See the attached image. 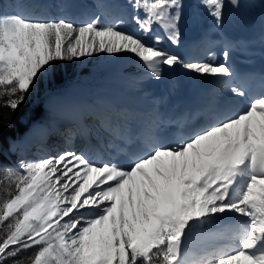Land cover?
<instances>
[{
  "label": "snow or ice",
  "instance_id": "6c2138e0",
  "mask_svg": "<svg viewBox=\"0 0 264 264\" xmlns=\"http://www.w3.org/2000/svg\"><path fill=\"white\" fill-rule=\"evenodd\" d=\"M201 2L217 28L239 6ZM128 4L142 34L121 27L123 10L102 22L106 3L83 23L67 15L0 13V123L3 110L16 112L60 64L100 55L131 54L155 80L164 66L236 78L227 48L215 63L186 61L162 46L165 38L180 44L183 0ZM227 86L249 103L233 113L210 108L203 126L174 141L162 134L170 121L157 113L136 132L126 109L72 107V137L96 126L123 144H108L109 159L84 149L21 160L18 168L0 165V264H264V92L250 96L243 86ZM214 224L222 225L216 233L222 243L190 260L188 247Z\"/></svg>",
  "mask_w": 264,
  "mask_h": 264
},
{
  "label": "rangeland",
  "instance_id": "374dc122",
  "mask_svg": "<svg viewBox=\"0 0 264 264\" xmlns=\"http://www.w3.org/2000/svg\"><path fill=\"white\" fill-rule=\"evenodd\" d=\"M2 1L3 3H6L4 2V0H0V3L2 5ZM6 1L7 3H9V0ZM16 1L12 0L13 3H16ZM19 1L29 2V0ZM102 1L103 0H83V2H85L86 4L88 3L87 11L89 13H92L93 11L99 9L98 6L103 3ZM96 2L97 4H95ZM60 4V0H52L50 3L51 6L49 7V9H47V12H43V9L38 12L33 6L31 9L32 12L30 14L25 15H32V13H34V15H64V13H66V10L64 11V9L60 8ZM57 8V12H54V9ZM114 10V12H119V10L121 9ZM11 13L15 14L17 12L14 11ZM88 16L89 15H85L86 18H82L79 23H83ZM92 59H98V62L102 63L101 65L105 76L104 81H102V85H100L99 89L103 91V94L99 97H96L94 93V85L92 86V84H89L91 77L95 76V73H93L91 70L93 66L91 63L87 67L88 72H86V74L84 75L83 83L73 84L72 86L67 87L62 91L50 93V95L48 94V98L50 97V99L44 105L43 115L37 119L36 123L33 125V127L29 129V131H27L26 135L24 134L25 136H21V138L13 145L14 147H12V150L16 151L18 154V160L36 161L48 156H55L58 153L64 152L66 150L79 151L80 147L76 146V142L79 141L77 135H75L74 137L71 136V132L76 130L74 127V123L72 121L66 124L61 123L62 120L66 119L63 118V116L65 115H63L62 113H58L56 110L50 109L51 107H47L50 104H54V102H57V99L59 98L54 97L56 95L62 94L58 97L66 95L72 98V101L70 100V102L74 101V103H72V105L66 110V112L69 114H71L72 107L113 108V106L117 102H122L123 105L127 107L126 110L131 108L132 105H134L138 110L146 111L145 113L147 114V116L153 113L154 107L158 102L150 104L147 102L152 100L150 97L152 96L150 94V90H152V88L154 87V82H157L159 80L149 78L146 73V69L139 61L136 60L134 56H132L131 54H124L122 56L100 55L93 57ZM188 61L196 62L203 60L200 56H197L196 59L194 58ZM177 68L183 70V72L194 74L192 76H198V74L189 72L183 69L182 67ZM172 73H174V71L171 72V74ZM168 80L171 81V85L175 84V79L172 76H168L165 80L162 81L164 83H167L166 81ZM161 92L162 91H158L157 94H161ZM89 102H92V104H90ZM140 105H145L146 107H143L145 109H141ZM132 114L134 116V119L129 122L130 125H133L135 123L139 124V121H141V116H138L139 114L136 112H133ZM99 128L100 127L94 126L90 136L94 137V133H96V130ZM64 142H69V144L65 146L63 144ZM217 227V225H212L206 228L204 232H209L210 230V232H212V230L214 231ZM214 237L215 239H218L216 234ZM205 252L207 251H203L198 258L194 259V261L198 260Z\"/></svg>",
  "mask_w": 264,
  "mask_h": 264
},
{
  "label": "trees",
  "instance_id": "16d2710c",
  "mask_svg": "<svg viewBox=\"0 0 264 264\" xmlns=\"http://www.w3.org/2000/svg\"><path fill=\"white\" fill-rule=\"evenodd\" d=\"M91 59L60 64L59 70L54 76L41 78L35 90L30 93L25 103L16 112L13 113L8 109L3 110L6 119L0 123V165L18 168L17 153L12 151L13 144L43 115V105L48 94L62 91L72 83L83 82L90 63L93 65L91 70L95 73L90 81L97 87L99 86V83L104 79L101 62H98V59ZM97 92L100 93L99 90ZM4 187L5 185H0V194L3 193ZM31 254L33 251L29 250V253L25 255Z\"/></svg>",
  "mask_w": 264,
  "mask_h": 264
},
{
  "label": "bare ground",
  "instance_id": "6f19581e",
  "mask_svg": "<svg viewBox=\"0 0 264 264\" xmlns=\"http://www.w3.org/2000/svg\"><path fill=\"white\" fill-rule=\"evenodd\" d=\"M64 3H68L70 5V7H68L66 9V13L64 14H74V13H77V10H78V6H76V3H74V0H63ZM116 2L115 0H105V2ZM7 4V3H5ZM111 4H114L113 7H116L115 9H121V6H119V4H116V3H111ZM109 5V4H108ZM120 11V10H119ZM114 12V10H113ZM114 13H118V12H114ZM69 15V14H68ZM113 15V14H112ZM162 46L165 47V45L163 44ZM177 48H180V46H178ZM176 48V51L179 55H181L184 59L186 58V56L189 55V52L183 50H177ZM173 70L175 75L173 76V78H177L178 82L176 85L172 84V85H169L171 83L170 80L166 81L167 83H164L162 80H165V75L162 76L161 80L157 81V82H154L155 83V86L154 88L151 90L150 94H153L155 91H163L166 92L168 90H175V91H178L179 90V86H183L184 84H187V85H190L193 81H197L199 82L200 84L202 85H209L211 84L212 82L210 81L211 79H213V81H221L222 79L218 78V77H210L208 80L206 81H202L201 79H198L196 76H191L189 75L188 72H183V70H180L178 68H168L166 69V75L168 74L169 71ZM165 73V71H163V74ZM171 76V75H170ZM199 77V76H198ZM234 82L232 80H228L227 78H224L221 82H220V90L223 92L225 89L230 91V88L227 86V85H231V83ZM151 84V83H150ZM165 84H166V87H165ZM152 85V84H151ZM146 88V87H145ZM151 88V87H149ZM148 88V89H149ZM149 91V90H148ZM217 92H219V89L217 90ZM148 93V92H147ZM162 93V92H161ZM232 93V92H231ZM230 93V94H231ZM157 96H160V95H156V96H152L153 98V101L157 102L158 101V97ZM162 96V95H161ZM160 96V97H161ZM79 97H82V96H79ZM59 99H57V102H54V104H50L49 106L47 107H51L50 109L52 110H56L58 113H62L63 115L66 114V110L68 107H70L72 105L73 102H70V100L72 101V98H70V96H66V95H63L62 97H57ZM74 99V98H73ZM241 100V98L239 99ZM151 101V100H150ZM147 102V103H151V102ZM160 104H161V100L159 101ZM141 109H145L143 107H146L145 105H140ZM114 109H126V107L123 105L122 102H117L114 106H113ZM129 110V109H127ZM64 112V113H63ZM130 112V111H129ZM143 113V112H142ZM139 116V115H138ZM145 116H142L141 119L143 120ZM68 121V120H67ZM144 121V120H143ZM131 129L133 131H136V132H139V130L137 129V126L135 127H131ZM59 135V134H58ZM61 137V136H60ZM67 145V143H65V146ZM215 225V224H214ZM218 227L212 232H203V233H198L197 236L195 237V240L194 242L188 247L187 249V252H188V258L192 261H194L195 258H198L199 255L203 252V251H211L213 250L214 248L218 247L222 241L220 239H215V234L217 233V231L219 230L220 227H222V225H217ZM215 228V227H214Z\"/></svg>",
  "mask_w": 264,
  "mask_h": 264
}]
</instances>
